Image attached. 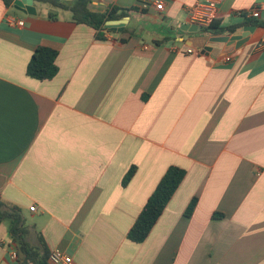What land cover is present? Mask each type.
<instances>
[{
  "label": "crops",
  "instance_id": "obj_1",
  "mask_svg": "<svg viewBox=\"0 0 264 264\" xmlns=\"http://www.w3.org/2000/svg\"><path fill=\"white\" fill-rule=\"evenodd\" d=\"M163 1L159 14L89 0L92 12L129 10L101 40L70 10L0 0V199L23 209L31 244L42 238L73 264H264V26L237 16L264 0ZM198 2L220 8V27L255 32L205 52L213 34L187 18ZM38 47L58 52L52 80L27 75ZM172 165L186 171L180 188L148 238L129 241ZM11 224L0 223V264H18Z\"/></svg>",
  "mask_w": 264,
  "mask_h": 264
},
{
  "label": "trees",
  "instance_id": "obj_2",
  "mask_svg": "<svg viewBox=\"0 0 264 264\" xmlns=\"http://www.w3.org/2000/svg\"><path fill=\"white\" fill-rule=\"evenodd\" d=\"M4 4L9 7L14 3V0H2ZM43 4H50L55 7L63 8L64 10H70L73 14V20L78 24H87L94 28L98 32V39L105 40L104 32L108 29L107 22L120 20L127 15V11L122 10L119 12L116 8H112L107 12L97 13L89 10V0H34ZM51 18L56 19V16L51 13ZM251 25L264 26V20L250 21ZM224 31L233 33L235 28L225 29L220 27L218 21H215L206 32L212 34H220ZM58 52L55 49L46 47H38L34 51L32 58L27 67V75L33 79L39 81L52 80L59 73V66L57 65ZM137 167L130 168L125 174L122 184L124 187L130 183L136 173ZM186 171L176 165H172L166 170L162 179L160 180L155 192H153L148 198L141 214L137 217L133 227L131 228L128 240L133 243H142L148 238L150 232H152L159 217L165 211L169 201L173 197L174 193L180 188ZM196 200L193 199L187 208V216H191L195 209ZM23 209L19 206L5 202L0 199V223L9 219L11 221V238L12 242L18 248H22L25 257L18 259V264H50L48 258H50V249L46 245L42 238H39V245L35 246L28 240L30 235V229L26 226V219L23 214ZM223 216L221 213L215 214V216Z\"/></svg>",
  "mask_w": 264,
  "mask_h": 264
},
{
  "label": "built area",
  "instance_id": "obj_3",
  "mask_svg": "<svg viewBox=\"0 0 264 264\" xmlns=\"http://www.w3.org/2000/svg\"><path fill=\"white\" fill-rule=\"evenodd\" d=\"M99 3H104L106 0H96ZM138 6L143 9L147 7L153 6L156 11L161 14L165 10V2L163 0H139ZM219 7L212 3H203L198 2L192 7L187 9V18L188 23L191 25H195L198 27L202 33H205L207 29L219 19L220 11ZM264 8L257 4L252 9H248L245 11H238L237 16L248 18L249 20H259L263 18ZM8 24L10 26H18L23 27L25 25L24 21H18L15 18H9ZM108 38L109 35H106ZM110 40H113L109 37ZM259 48H264V39L261 40L258 44ZM188 53H194L193 49H189L187 51ZM232 54H223L221 55V61L224 63H229L232 60ZM32 211L36 210V206L31 207ZM20 258L19 254V248L15 247L13 250H11L10 253V259H12L13 262H17ZM73 258L66 254L64 251L55 248L51 250L50 258H48V261L50 264H73Z\"/></svg>",
  "mask_w": 264,
  "mask_h": 264
},
{
  "label": "water",
  "instance_id": "obj_4",
  "mask_svg": "<svg viewBox=\"0 0 264 264\" xmlns=\"http://www.w3.org/2000/svg\"><path fill=\"white\" fill-rule=\"evenodd\" d=\"M67 1H76V0H67ZM25 3V8H20L23 12L29 13V14H35L34 8L32 4H34V0H23ZM108 27L112 28L115 26H119L118 31H123L127 25V18L123 20H114V21H108L107 22ZM196 29L194 31L198 30V27L195 26ZM256 30V27L254 26H246L244 28V32H238V33H233L231 35L230 32H228L227 35H215L213 34L210 38L209 41L206 44L205 47V52H211L213 51L216 54L221 53L224 49L229 50L232 48L235 44V42H238L239 45L245 43L249 35L251 33H254ZM19 254L21 259L25 257L23 249L19 248Z\"/></svg>",
  "mask_w": 264,
  "mask_h": 264
}]
</instances>
